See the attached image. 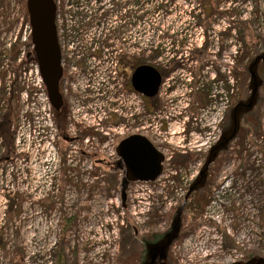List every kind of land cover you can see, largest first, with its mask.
<instances>
[{
  "label": "rangeland",
  "instance_id": "374dc122",
  "mask_svg": "<svg viewBox=\"0 0 264 264\" xmlns=\"http://www.w3.org/2000/svg\"><path fill=\"white\" fill-rule=\"evenodd\" d=\"M67 1L56 0V19L60 49L73 75L75 89H71L75 94L82 93L88 74L93 71L98 73L99 86L103 88L102 81L111 58H118L126 51L133 57L146 58L155 68H168L174 61L181 64V68L164 79L161 87L159 100L165 106L161 107L166 110L164 114L177 110V105L180 107L185 102H193L197 107L198 89L206 94L205 98L212 99L218 93L228 97L227 104L248 97L249 74L246 75L244 69L253 57L264 53V0H209L207 2H217V7L213 6L210 12L220 14H213L209 20L201 19L199 14L204 7L194 0H148L146 32L140 33L141 24H136L129 39L106 38L107 41L96 39L99 31L103 33L108 29L105 24L102 29L83 27L77 30V38L67 37L64 28L71 25L66 16L69 14ZM28 30L25 0H0V83L6 87L7 73H11L15 65L14 82L18 90L10 107H13L14 133L19 139L16 146L13 143L11 157L0 164V264H13L20 255L23 264H55L58 257L63 264H131L128 255L135 252L129 245L133 230L136 231L134 245L137 248L141 245L140 238L166 230L173 217V206L183 202L187 186L176 182L179 195L173 196L170 207L157 194L154 199L149 197L152 202L150 212L143 221L137 220L130 212L132 209L126 208L124 203L128 184L122 188L117 173L112 171L114 175H109L104 163L97 166L92 162L90 165L89 159L72 152L70 142L54 134L53 129L50 132L47 127L45 133L41 132L44 115L40 106L44 103L35 100L32 105L33 99L24 102L20 97L25 84L33 78V73H28L31 66L24 59L30 49ZM15 35L19 62L12 59L6 45ZM93 40L103 46L100 57L94 59L87 49ZM228 56L233 57L230 73L225 69ZM74 59L82 60L84 70L73 66ZM119 61L118 68L124 73L128 62ZM262 62L260 60L258 65L262 84L257 100L254 108L246 113V116L258 113L259 128L243 117L241 139L234 141L232 148L227 150L229 162L222 167L212 185L195 190L184 203L178 238L168 250L169 264H244L250 255L264 258ZM229 74L234 85L233 91L226 93ZM75 100L71 98L73 107ZM0 104L4 106L1 100ZM103 110L106 111L103 105L96 108L99 113ZM72 112L77 113L71 111L70 115ZM206 112V107L197 110L201 122H204ZM18 115L21 116L17 120ZM69 120L72 122V118ZM152 124L154 127L156 119ZM248 126L252 130H247ZM38 130L46 136L42 137ZM75 130L78 131L76 127ZM46 140L50 149L48 159L47 150L41 149L47 144ZM99 157L105 163L111 161L103 155L99 154ZM70 158L73 160L68 161ZM194 165L191 171L198 172L200 166ZM187 166H178L177 173L184 170L188 174ZM165 170H170L168 163H165ZM97 174H104V179L93 178ZM113 179L116 180L114 185L110 183ZM33 184L36 186L31 192L29 186ZM162 184L171 196L170 184Z\"/></svg>",
  "mask_w": 264,
  "mask_h": 264
},
{
  "label": "flooded vegetation",
  "instance_id": "af4514ba",
  "mask_svg": "<svg viewBox=\"0 0 264 264\" xmlns=\"http://www.w3.org/2000/svg\"><path fill=\"white\" fill-rule=\"evenodd\" d=\"M172 1L174 0H170V2ZM194 1H197V5L204 7V11L199 14L202 20H209L213 14H218V12H210L213 6L217 7V2H207L209 0ZM147 3L148 0H85L81 9L82 15L74 18V20L81 21L83 24H88L86 27L90 28L99 27L102 29L104 24L108 26V29L104 30L103 33L99 31L96 38L125 40L133 36V30L136 27V24H141L140 33L146 32V21L148 18ZM157 6L159 5L157 4ZM88 12H90V14H88ZM10 48H12V45H10L8 50H10ZM121 50L122 49L119 48V51ZM26 53L25 56L27 55V57L32 54L34 56L31 47ZM88 55H92L93 59L95 57H100V48H94L92 53H89ZM123 55H125L128 64L124 67V73H121V69L118 68V66L120 65V57ZM17 57L15 58L16 60H18ZM117 59L119 63L117 69L120 82L119 86L114 89L111 97H109V102H107L106 92L100 89H90V85L92 84L94 86L97 81L96 71L88 74L89 77L86 79L87 83L85 84L82 93H80L81 91H77L80 93L79 95L74 93V90H72L73 88L75 89L74 84L72 83L73 75L69 72L67 64L65 63V58L62 56L61 52L62 76L59 88L63 103L61 108L56 112L62 114L65 111L66 113V126L62 139L65 142H68L63 137H67L66 133L70 119V112L73 108L71 105V98H76L75 110L79 115L91 111L94 112L96 111V108H99L101 105L105 106L106 103H109L107 104L108 107H106L107 118L103 120L102 125L103 128L107 129L113 137L114 144L118 143L122 138L130 135H142L146 137L151 140L155 148L164 155L162 170L165 167V163H168L169 167L173 168V178L175 180H179V174L177 173L179 169L178 166L184 167L188 165L186 167L188 175L193 174L191 173L190 165L200 158L201 160L198 161L199 166L202 167L205 165L206 167V175L202 187L204 186L205 188L212 185L218 174H220L222 167L229 162V159L227 158V150L231 149L232 143L241 139L243 134L242 121L243 117L246 115V113L243 112V107H240L237 110V115L235 117L236 121L233 120L232 114L235 105L241 103L244 98L236 99L232 104H227L223 100L222 94L218 93L214 95V98L212 99L203 98L202 100H199L197 107L194 106L193 102H187L180 107L177 105V110H173V112H176V115L173 116L171 120H167L166 116L171 112L164 114L166 110H161V107L165 108V106H163L159 100L160 86L158 92L154 96H148L146 86L140 87L142 90L138 91L132 82V73L137 66L151 64L148 63L146 58H143L142 56H139L138 58L133 57L126 51L122 52ZM27 61L32 62V60ZM73 63H75L73 65L75 68L79 67V69L84 70L82 60L74 59ZM179 68H181L179 62L172 63L168 68L156 67L161 75V81ZM12 69L13 71L11 73H7V75L9 74L12 77L10 80V87L7 89L5 86H1L0 83V100L4 102V106L2 105L0 108V120L7 109L10 108L13 113V107H10V104L14 99V94L17 92L18 88H16L14 82L16 74L15 65L12 66ZM164 69H168L169 72L165 74ZM90 77H92V80ZM31 89L32 88L29 87V92ZM204 107L207 108V114L203 117L204 122H201L202 118L197 117V110H201ZM154 119H156V124L153 127L152 122ZM169 123H171V125ZM181 125H184L183 130L181 129ZM75 127L78 131L75 130L76 133L69 138H71V141L78 143V145L82 144V141L86 136H96L98 139L100 138L102 140H105L106 138V136H99L94 132L95 130L81 131L77 125H75ZM233 131L234 133L231 139L223 147H220L223 140ZM201 139L205 140L206 148L203 150L193 149ZM174 142H179L182 146L177 149L172 148L171 144ZM213 148L216 149L213 151ZM193 150L195 151L194 154L191 153ZM167 153H169V155L166 156ZM0 159L3 162V153ZM119 161L122 162L121 158ZM196 177L197 174H193L190 180L191 184ZM195 190L191 191L190 195L194 193ZM134 234H136L135 230ZM143 245V254L138 260V264H145L147 260L145 249L146 242H144ZM168 250L166 252V258L157 261V263L169 264L168 261L170 256ZM248 261H250V264H264V258L259 256H252V258L248 257L247 262Z\"/></svg>",
  "mask_w": 264,
  "mask_h": 264
},
{
  "label": "water",
  "instance_id": "95a60500",
  "mask_svg": "<svg viewBox=\"0 0 264 264\" xmlns=\"http://www.w3.org/2000/svg\"><path fill=\"white\" fill-rule=\"evenodd\" d=\"M25 11L30 26V41L41 79L52 108L58 111L63 103L59 88L62 66L55 25L54 0H25ZM260 60L264 62V53L253 57L247 66L250 93L246 99L235 105L232 114L234 121H236L235 117L240 107H243L244 113L254 108L258 88L262 84L258 76ZM160 81L159 71L151 65H139L132 73V82L136 89L140 91L142 90L140 87L146 86L148 96H154L157 93ZM234 131L230 132L231 134L223 140L220 147H223L231 139ZM63 138L69 140L66 136ZM215 149L213 148V151ZM116 152L122 160L127 181H152L162 172L163 154L155 148L149 139L142 135H130L122 138L116 146ZM205 170V165L200 168L196 179L189 186L183 202L178 206L169 225V230L163 238L159 241L146 243L147 260L145 264H154L166 258L169 245L179 234L180 215L184 202L191 191L202 187L206 175Z\"/></svg>",
  "mask_w": 264,
  "mask_h": 264
},
{
  "label": "built area",
  "instance_id": "2783aa9c",
  "mask_svg": "<svg viewBox=\"0 0 264 264\" xmlns=\"http://www.w3.org/2000/svg\"><path fill=\"white\" fill-rule=\"evenodd\" d=\"M94 1V0H92ZM68 4L66 6V8L69 10V14H67L66 16L68 17V21L70 22L71 25H69V27H67V29L64 28V32H66V36H76L75 38L78 37L77 34V30H79L80 28H74L73 24H79L81 23V21L78 20H74V18L80 17L82 15L81 9L83 7L82 2L83 0H69L67 1ZM94 3V2H93ZM72 13V14H71ZM88 14H90V12H88ZM29 28V26H28ZM66 30V31H65ZM29 33V30H28ZM16 39V35L14 36L13 41H15ZM11 41H8L6 43L7 47L10 46V44L12 43ZM94 48H97V45H95V43L90 42L89 45L87 46V49L92 52ZM110 67L107 69V74H103L105 76V79H103L102 81V87L100 88L99 86V82H98V73L96 72V83L94 84V86L91 84L90 85V89H100L104 92L107 91L106 94V100L107 102H109V97H111V94L113 93L114 89L117 88L119 86V82H120V78L118 77V69H117V65H118V59L117 58H111L110 60ZM228 64L226 65V70L227 73H230V65L233 63V57L232 56H228L227 62ZM29 65L31 66L30 70H29V74L33 73V78L30 80L29 84L26 83L23 91L20 93V97L22 98V101H28L30 102L31 99H33L34 101L31 102L32 105L35 104V100H40L42 101L43 107L40 106V108L42 109V113H43V122H42V130H40L41 132H46V130H48V128L51 130H54V134L57 133L56 131V127L54 125L53 119H52V115L50 112V104L48 101V97L46 94V91L43 87L42 84V80L41 77L39 75V71H38V67L35 63H29ZM23 74H25V71L22 72ZM8 78L7 82H6V88L8 89L10 87V75L8 74L6 76ZM227 79H228V83L226 84V93L228 91L232 92L233 91V85H234V79L232 77L231 74L227 75ZM37 78V79H36ZM164 84V80L161 82V86H160V90L161 87ZM29 87H31V91L29 92ZM30 95V96H29ZM223 96V100L227 103L228 97L226 98V96ZM30 100V101H29ZM186 103V102H185ZM185 105V104H183ZM76 106V105H75ZM105 107H108V105L106 104ZM0 108H1V104H0ZM47 108V112L45 111V109ZM71 111H76L75 107L72 108ZM25 112V111H24ZM23 112V113H24ZM77 112V111H76ZM176 115V112H171L170 114H168V116H166L167 120H171L173 118V116ZM21 116V115H20ZM20 116L18 115L17 120L20 118ZM27 115H25L24 118H26ZM29 117V116H28ZM72 118V122L69 120V124H68V128H67V133L69 136H73L76 131H75V125H77V127L81 130V131H85V130H95L94 132H96L99 136H106L105 140L102 139H98L96 136L93 137H88L86 136L81 145H78V143L70 141V146L71 151L72 152H77L78 156L82 157L83 159H89L90 160V165L92 164L93 160L90 157V153L95 152L97 154L103 155L105 157H107L108 159H110L111 161H115L118 156L116 154V149H115V144L113 141V137L111 136V134L109 133V131L107 129L103 128L102 122L103 120H105L107 118V111H102V112H89L86 114H78L76 113V115H74V112H72V114L70 115V119ZM33 119V118H32ZM33 123V121H32ZM171 125V123H169ZM27 125L29 127V130H31L30 128V122L29 120L27 121ZM48 127V128H47ZM10 132L12 135V150L13 148V143H15V146L17 145L19 139L18 137H16V134L14 133V122L11 123L10 125ZM46 129V130H45ZM181 129H184V125H181ZM41 132H39L38 130V134H40ZM49 132V133H50ZM42 137L46 136L43 134H40ZM47 144H44L43 148L46 151V158L48 159L49 154H50V149L48 148V143L49 141L46 140ZM172 148H180V146H182L181 144H179V142H176L175 144H171ZM48 148V149H47ZM206 148V142L205 140L199 141V143L197 144V146L193 147V149L195 150H203ZM5 151V143H4V139L3 137L0 135V157L2 155V153ZM46 159V160H47ZM73 160L72 158H70L68 161ZM78 161V160H77ZM83 161V160H82ZM85 162H88V160H84ZM2 163L1 159H0V164ZM46 169L49 172V168H50V163L48 164V161L46 162ZM94 163V162H93ZM195 163L198 164V162H193L190 165V169L191 166L195 167ZM94 165H96L94 163ZM199 166V164H198ZM1 171V168H0ZM173 173L174 171L170 168V170H165L162 172L161 175H159L155 180L153 181H135L133 183H131L128 188L126 189V199L124 202L126 205V208L128 209H132L130 210V212L132 214H134L135 218L137 220H144L146 218V216L148 215V213L150 212V209L152 208V202H150L149 197H151L152 199H154L155 194H157L160 198L166 200L165 204L170 207L171 205V199H173L175 196L176 198L179 195V190H178V185L176 184V182L178 180H175L173 178ZM188 173V172H187ZM191 173L196 174L197 170L194 171L192 170ZM179 174V181L183 186H188L193 174H186V172L180 171L178 172ZM117 175H118V179L121 178L122 176V170H118L117 171ZM46 176V175H45ZM104 174H97L96 176H93V178L99 180L100 177H103ZM162 178H164V180H161ZM33 179V178H32ZM104 179V177L102 178ZM37 181V180H36ZM48 184H51V177L48 179ZM162 182H167L170 184V188L173 191L170 196V194L164 189V184H162ZM36 184H33L31 186H29V191L34 192L33 189H35ZM48 187V185H46ZM185 192V191H184ZM183 193V192H182ZM47 194V193H46ZM184 194V193H183ZM175 204V202H173V205ZM125 205L122 207H125Z\"/></svg>",
  "mask_w": 264,
  "mask_h": 264
},
{
  "label": "trees",
  "instance_id": "16d2710c",
  "mask_svg": "<svg viewBox=\"0 0 264 264\" xmlns=\"http://www.w3.org/2000/svg\"><path fill=\"white\" fill-rule=\"evenodd\" d=\"M206 1V0H204ZM200 22H202L200 20ZM203 23V22H202ZM86 25L88 24H83V23H79V24H73V27L76 29L77 27H80V28H83V27H86ZM72 37H76L74 35H72ZM75 39V38H73ZM97 39V38H96ZM106 39V38H105ZM97 40H93V43H96ZM107 41V39H106ZM27 44L30 46V42H29V38L27 40ZM18 44L17 43H14L12 48L10 49V54H11V57L12 59H15L17 56H18ZM195 51V50H193ZM197 51V50H196ZM154 53H157L156 50H154ZM27 54V53H26ZM24 59L27 61V60H32V61H35V57L32 55L28 56L27 55L24 57ZM120 60H125L126 61V58H125V55H123ZM263 63V62H262ZM264 64V63H263ZM165 70V74H167L169 72V70L167 69H164ZM244 72L245 74L247 75V66L245 67L244 69ZM199 91L196 93V96H195V99H197L198 101L199 100H202L203 98H205V93L202 92V89H198ZM246 116V115H245ZM244 116V117H245ZM246 118L252 122V124L255 125V128H259V123H258V120H259V115L257 112H254L252 113L251 115L249 116H246ZM14 120V117H13V113L11 111V109H7V111L2 115L1 117V120H0V133L3 135L4 137V141H5V144H6V149H5V154L3 157H6L10 152H11V148H12V145H11V134L9 132V126H10V123ZM53 120L56 124V127H57V130L59 132V135L62 137V135L64 134V130H65V126H66V113L65 111L60 114V112H56L53 110ZM247 130H252L251 127H247ZM93 158H94V161L97 162V163H100V164H103L104 163V166L108 168V171H109V175L112 174V171H114L117 166L118 167H121L123 169V176L121 178V187L122 188H125L127 187V184H129V181L126 180L125 176H124V167H123V164L121 161H117L115 162L114 164H110L109 162H104L103 159L99 158L98 156L96 155H93ZM117 163H119L117 165ZM113 177V176H112ZM116 180L113 179V180H110V183H112L113 185L116 183L115 182ZM115 182V183H114ZM197 202H198V199H197ZM207 202V200H206ZM178 206H175L173 207V210L171 212V216L174 217V214L177 210ZM172 217V218H173ZM169 230V228L166 229V231L164 232H153V233H150V234H147V236L145 237H142L139 239L140 241V244L139 247H135V234L133 232V234L131 235L130 239H129V245H131V248L134 250L135 249V252H132L130 255H128V261L129 263H136L141 257H142V254H143V248H144V245L143 243L146 242H155V241H159L163 238L164 234ZM134 231V230H133ZM164 233V234H163ZM163 235V236H162ZM249 257L252 258V256L250 255ZM15 262L13 264H23V261H22V255L18 256L15 258L14 260ZM61 259L60 257H58V260L55 262V264H63L61 263ZM138 264V263H137ZM236 264H243V263H236ZM244 264H250V261L248 262H245Z\"/></svg>",
  "mask_w": 264,
  "mask_h": 264
}]
</instances>
